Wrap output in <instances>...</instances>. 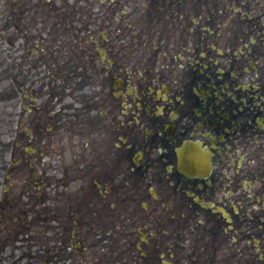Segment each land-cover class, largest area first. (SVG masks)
Returning a JSON list of instances; mask_svg holds the SVG:
<instances>
[{"label":"flooded vegetation","instance_id":"1","mask_svg":"<svg viewBox=\"0 0 264 264\" xmlns=\"http://www.w3.org/2000/svg\"><path fill=\"white\" fill-rule=\"evenodd\" d=\"M95 6L111 29L101 129L126 162L127 208L147 237L133 264H264V0ZM188 140L210 153L207 175L181 171ZM115 236L95 232L92 242Z\"/></svg>","mask_w":264,"mask_h":264},{"label":"rangeland","instance_id":"2","mask_svg":"<svg viewBox=\"0 0 264 264\" xmlns=\"http://www.w3.org/2000/svg\"><path fill=\"white\" fill-rule=\"evenodd\" d=\"M15 2V0H0V92L6 91L3 94L0 93V190L2 186L6 185L8 193L15 196V203L30 215L31 206L29 201L24 198L34 195L30 192L32 170H39L46 178L51 154L55 159L53 167L60 171L59 166L61 167L67 162V158L61 156L60 153L70 148L79 154L83 140L90 138L83 129H80V126H76L75 121L61 128L58 126V129L50 130L46 128L47 124L43 123V116H47V119L51 116V111L54 109L53 102H58L59 105L62 103L68 105L66 96L70 94L75 98L72 91L67 88V82L73 78L72 75H69V70L71 73L73 67L72 62L68 63L63 57L66 53L62 41L64 36L66 37L65 31H68L67 25L63 23V11L53 9L50 12L42 6H38L35 0H29V3L33 5H29L24 11L27 14L25 20L22 19L18 25L4 23V21L12 23L15 18H21V16L15 17L13 9ZM96 9V6L92 4L77 12L76 15L73 13L72 16L79 17L81 21L88 20L92 26L94 23L96 26L98 24L105 27L102 21L96 22L94 16ZM64 17L66 18V15ZM57 20L61 21L58 28L55 27ZM31 34L37 36L36 43L34 42L36 38L31 37ZM42 40H44V44L40 49H37ZM51 42L55 44H49ZM32 48L37 49L38 52L32 53ZM41 48H43L42 51ZM67 50L74 52L71 46L67 47ZM74 61L83 70H80L82 74L89 75L88 81L91 84L97 83L93 63H89L86 59L85 61ZM78 70L76 67L74 73ZM62 74L67 75V78L63 79ZM11 87L15 88L16 94L11 90ZM28 93L36 94L38 105L47 108L40 114L43 121H38V124L28 114L29 109L23 110V106L31 101V98L27 99ZM98 94L97 91L86 93L85 99H82L80 105H76L77 100H75L73 108L80 111L85 106L84 100H90L89 103L92 104L97 100ZM87 96L88 98H86ZM31 102L33 104V101ZM70 111L73 110L68 108L65 113L68 115ZM19 122L24 125L18 127ZM25 126L33 127L36 135L25 137L22 134V128ZM15 139H20L19 146L14 147L12 144ZM51 142L54 145H51ZM25 146L34 147L36 152L28 154ZM12 160H17V162L13 164ZM82 160L86 161L87 158L82 157ZM90 160H94V156H91ZM7 175L9 176L7 180L11 184L6 180ZM42 192L45 193L46 190H42ZM43 203L44 201H41L38 204L46 208L47 202ZM17 211L19 213L18 207ZM38 244L40 247L43 242L38 239Z\"/></svg>","mask_w":264,"mask_h":264}]
</instances>
